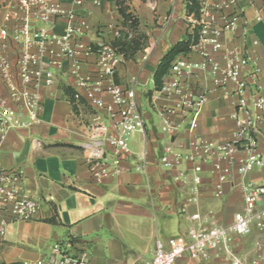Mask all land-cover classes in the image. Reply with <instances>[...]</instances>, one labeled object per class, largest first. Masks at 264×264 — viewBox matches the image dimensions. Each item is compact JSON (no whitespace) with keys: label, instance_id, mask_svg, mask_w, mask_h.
Instances as JSON below:
<instances>
[{"label":"crops","instance_id":"0c3cea01","mask_svg":"<svg viewBox=\"0 0 264 264\" xmlns=\"http://www.w3.org/2000/svg\"><path fill=\"white\" fill-rule=\"evenodd\" d=\"M60 1L66 9L87 17L90 30L83 38L85 44L110 43L115 39V32L123 29V17L117 11L115 0H105L101 6L85 0L82 7L74 6L73 0ZM199 1L203 8L210 10L214 28L224 30L227 22L235 19L234 30L225 29L219 36L222 49L212 52L207 47L206 52L222 66L228 64L227 57L233 49L238 56H246L250 62L245 71L249 89L241 91L235 82L219 85L211 66L199 67L182 79L189 100L200 95L207 97L196 127L191 130L194 113L190 109L165 114V109L178 105L182 97L155 91L153 77L163 55L192 32L188 27L192 19L187 21L186 0L128 1L130 12L139 15L149 42L133 60H124L114 83L135 89L137 110L146 125L147 169L144 173L134 170L135 155L145 145V136L135 132L129 139L133 155L124 163L125 171L119 176H104L100 182L95 180L83 144L97 133L95 127L101 123L108 126V135L115 134L105 107H112L115 112L118 107L108 93L75 85V79L69 76L64 65L56 71L54 84L41 90L40 124L9 132L0 147V166L22 171L27 194L40 205L33 220L8 226L6 239L0 246V264L48 260L56 245H61L73 257L83 255L89 264H144L153 259L157 241H163L164 216L178 217L179 233L175 237L187 232L196 214L207 218L213 215L221 224L232 220L234 211L239 210L236 206L239 191H229L226 197L216 200L214 181L206 175L198 203H188L192 195L175 181L177 173H167L158 165L159 156L168 145L189 152L193 143L232 140L234 111L240 105L251 103L257 94L264 97V0H237L236 8L223 7L224 1ZM65 28L66 20H61L57 31L63 33ZM12 50L10 47L9 51ZM201 52L202 48L196 47L177 59L185 57L201 66L205 63ZM144 54L149 55L146 63L142 62ZM96 60L95 55L84 59L82 76L98 77ZM11 62L10 73L14 74L15 58ZM135 77L137 82L133 81ZM65 87L81 96L82 102L76 103L77 111ZM0 96L6 97L1 77ZM97 100L105 107L96 106ZM97 117L100 122L95 121ZM167 124L178 127L170 142L162 132ZM260 128L264 151V124ZM259 237L255 233L242 239V248L248 251ZM176 264L201 263L185 256Z\"/></svg>","mask_w":264,"mask_h":264},{"label":"built area","instance_id":"2783aa9c","mask_svg":"<svg viewBox=\"0 0 264 264\" xmlns=\"http://www.w3.org/2000/svg\"><path fill=\"white\" fill-rule=\"evenodd\" d=\"M92 1L94 5L101 6L105 0ZM218 1H224L223 7L226 8L237 6V0ZM84 3L85 0H73L77 7H82ZM61 20H66L63 33L57 31ZM212 22L210 10L201 6L198 23L201 37L196 47L202 48L205 63L200 66L185 57L177 59L159 90L165 95H181V102L166 108L164 113L174 114L190 109L194 113L191 130L196 127L207 97L200 95L189 100L182 80L186 73L208 65L217 84L235 82L241 91L249 89L245 71L250 62L246 56H238L233 49L228 54V64L222 66L206 52L207 47L212 52L222 49L219 36L225 29L234 30L235 19L227 22L224 30L214 28ZM89 30L87 17L66 9L60 0H0V77L6 90V97L0 96V147L9 132L40 124L41 90L52 86L56 71L66 65L69 76L75 79V85L96 93H108L118 107V112H115L112 107H105L101 100L95 102L96 106L108 110L111 126L116 131L114 135H108V126L101 123L95 127L97 133L83 144L95 180L100 182L104 176H119L125 171L124 163L133 155L129 139L135 132L145 136V145L135 155L134 170L144 173L148 166L146 125L137 110L136 92L134 88L114 83L124 57L109 43L85 44L83 38ZM121 34L122 29L117 30L114 37L118 38ZM10 47L12 51H9ZM90 55H95L97 59L96 79L81 75L84 59ZM12 58H15L14 74L10 73ZM148 59L149 55L144 54L142 62L146 63ZM133 81L137 82V78ZM74 98L76 103L82 99L77 92ZM232 119L235 122L232 140L225 143L206 141L200 145L193 143L189 152L168 145L158 165L167 173H177L175 181L192 195L188 203H198L207 175L214 181V199L221 200L229 191H239L240 209L234 211L232 220L226 224L216 222L213 215L209 218L194 215V224L184 235L170 238L167 244L158 240L153 259L144 264H176L185 256L201 264L210 261L218 264H264V151L260 140V127L264 124V97L257 94L251 103L240 105L232 114ZM95 121L100 122V118ZM177 131L178 127L171 124L162 127L169 142ZM39 209V203L25 190L23 172L0 166V246L6 239L9 225L33 220ZM255 233L260 237L245 251L242 239ZM23 264L89 263L83 255L73 257L61 245H56L48 260Z\"/></svg>","mask_w":264,"mask_h":264},{"label":"trees","instance_id":"16d2710c","mask_svg":"<svg viewBox=\"0 0 264 264\" xmlns=\"http://www.w3.org/2000/svg\"><path fill=\"white\" fill-rule=\"evenodd\" d=\"M118 13L123 17V27L130 24L131 28L138 30L139 21L138 18L130 12L129 7L126 5V0L115 1ZM186 16L192 19L188 23L189 29L192 30L186 37V39L180 40L170 47V49L160 59L155 73H154V85L155 91H159L162 88L163 80L171 69L175 60L183 55L191 52L194 47L199 44L201 37V26L199 23L201 18V5L199 0H186L185 3ZM148 36L144 33H138L136 37H131L126 33H122L120 37L113 39L109 45L117 51V53L123 55L125 61L133 60L137 53L143 51L148 43ZM65 93L69 96L70 101L73 104V108L77 111L75 101V91L70 87H65ZM82 102V99L80 100Z\"/></svg>","mask_w":264,"mask_h":264},{"label":"rangeland","instance_id":"374dc122","mask_svg":"<svg viewBox=\"0 0 264 264\" xmlns=\"http://www.w3.org/2000/svg\"><path fill=\"white\" fill-rule=\"evenodd\" d=\"M116 1V0H115ZM121 1V0H120ZM128 1H131V0H126V5H127V2ZM133 15L135 17L138 18V21H139V28L138 30L134 29V28H131L130 27V24H128L126 27H123L122 29V33H126L128 35H130V38L131 37H136L137 36V32L138 33H144L148 36L146 30L143 31V25L141 24V21H140V18H139V15L137 14H134ZM189 20V18H187V21ZM149 38V36H148ZM148 42H149V39H148ZM148 45V43H147ZM147 48V46H146ZM149 89H152V85L149 86ZM158 132L160 133L161 131L159 130L158 128ZM164 155V152L159 156V159ZM236 206L238 207L239 206V209H240V206H241V201L239 200L238 204H236ZM162 224H161V227L163 228V241L167 242L169 241L170 238H172L173 236H177L178 233H179V219L177 216H171V217H166L164 216L163 219H162Z\"/></svg>","mask_w":264,"mask_h":264}]
</instances>
